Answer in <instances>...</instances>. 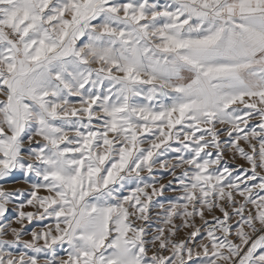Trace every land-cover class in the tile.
Here are the masks:
<instances>
[{
    "label": "snow or ice",
    "instance_id": "6c2138e0",
    "mask_svg": "<svg viewBox=\"0 0 264 264\" xmlns=\"http://www.w3.org/2000/svg\"><path fill=\"white\" fill-rule=\"evenodd\" d=\"M0 264H264V0H0Z\"/></svg>",
    "mask_w": 264,
    "mask_h": 264
},
{
    "label": "rangeland",
    "instance_id": "374dc122",
    "mask_svg": "<svg viewBox=\"0 0 264 264\" xmlns=\"http://www.w3.org/2000/svg\"><path fill=\"white\" fill-rule=\"evenodd\" d=\"M234 163H243V161H236V162H234ZM158 175H162V176H164V180L162 181V182H166L168 179H170V177H168L166 174H164V173H158ZM16 186H21V185H16ZM173 194L171 193V192H166L165 193V196H172ZM158 199H164L163 197H161V198H158ZM155 221L153 222V227H155Z\"/></svg>",
    "mask_w": 264,
    "mask_h": 264
}]
</instances>
